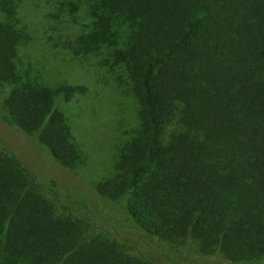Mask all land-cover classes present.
<instances>
[{"label":"trees","instance_id":"16d2710c","mask_svg":"<svg viewBox=\"0 0 264 264\" xmlns=\"http://www.w3.org/2000/svg\"><path fill=\"white\" fill-rule=\"evenodd\" d=\"M56 3L73 22L80 7L91 18L83 32L64 26L57 46L122 63L140 104L139 128L98 191L124 197L126 220L153 239L192 237L203 255L226 262L263 258L264 0ZM28 38L15 20H0V119L74 168L81 155L56 103L85 88L21 73ZM44 185L0 150V264H159L96 232L102 225L76 215L55 180L49 194Z\"/></svg>","mask_w":264,"mask_h":264},{"label":"rangeland","instance_id":"374dc122","mask_svg":"<svg viewBox=\"0 0 264 264\" xmlns=\"http://www.w3.org/2000/svg\"><path fill=\"white\" fill-rule=\"evenodd\" d=\"M2 2L12 5L13 12L8 14L0 7V20L10 17L29 36L18 51L21 73L52 88L66 84L82 85L85 90H76L69 99L59 97L56 103L81 155L78 166L62 167L35 136L1 119L0 150L13 155L30 174L38 177L45 184L44 192L50 193L49 181L55 180L63 201L76 215L84 217L87 211L89 220L102 225L96 232L124 241L132 255L148 254L159 264H264V257L253 263H240L221 260V253L205 256L192 237L184 244L163 242L127 221L123 210L125 198L112 199L97 189L100 181L115 176L121 151L139 128L140 104L122 63L108 55L105 60V52L73 57L64 46H57L61 44L60 35L63 38L66 32L64 26L75 32L88 30L91 18L83 7L78 9L73 22L66 13L58 11L56 0Z\"/></svg>","mask_w":264,"mask_h":264}]
</instances>
